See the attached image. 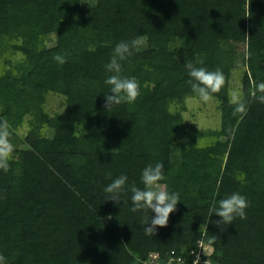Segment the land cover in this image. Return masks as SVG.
<instances>
[{
  "label": "trees",
  "instance_id": "1",
  "mask_svg": "<svg viewBox=\"0 0 264 264\" xmlns=\"http://www.w3.org/2000/svg\"><path fill=\"white\" fill-rule=\"evenodd\" d=\"M141 36L121 62L141 94L107 109L106 65L118 43ZM197 58L225 76L213 94L216 129L183 115L197 97L185 65ZM261 84L264 0H0V121L14 146L0 169L6 264H145L153 252L164 263L172 250L191 259L200 240L214 264H264ZM233 91L245 111H235ZM51 92L65 96L63 112L45 114ZM158 162L160 183L180 202L166 227L146 235L155 213L130 211V187L144 189L142 170ZM120 175L128 179L117 204L104 188ZM232 193L249 201L247 218L218 226L209 210Z\"/></svg>",
  "mask_w": 264,
  "mask_h": 264
},
{
  "label": "clouds",
  "instance_id": "2",
  "mask_svg": "<svg viewBox=\"0 0 264 264\" xmlns=\"http://www.w3.org/2000/svg\"><path fill=\"white\" fill-rule=\"evenodd\" d=\"M145 39L144 36H141L131 42L121 41L115 46L110 62L106 65V70L112 73L105 80V84L110 86L109 93L105 95V107L107 109H110L113 105L125 102L133 103L140 96V84L136 78L121 75V62L131 56L134 50H138ZM248 55L250 56L251 53L249 52ZM55 59L61 64L66 62L60 56L55 57ZM203 64L204 60L197 58L195 63L187 62L185 67L191 77L188 82L191 85L192 92L201 101L208 102L212 99L214 93L221 90L225 83V76L219 68L215 71H209L205 67H197V65ZM260 88L264 90V84H261ZM231 95L236 103L235 111H245L244 104L239 101V93L233 91ZM260 100L264 102V96H261ZM9 127L10 125L6 119L0 121V169L4 171L9 168V161L14 150V146L9 139ZM165 178L164 164L162 162H158L154 166L150 164L142 170L144 189H140L135 185L130 187L133 204L130 211L137 212L141 209H147L155 213L154 217H150V219L145 221V225H148L144 227L146 235H155L157 227H166L170 214L177 210V204L180 202L179 193H169L166 186L160 183ZM127 179L126 175H120L104 188V192L109 194L107 201L110 200L117 204L121 201L120 195L125 190ZM249 206L250 203L245 196L239 193H232L218 202L213 201V207L209 211L210 216L215 214L222 218L216 222L218 226L220 224L229 225L236 217L246 219V209ZM0 264H6V258L3 255H0Z\"/></svg>",
  "mask_w": 264,
  "mask_h": 264
},
{
  "label": "rangeland",
  "instance_id": "3",
  "mask_svg": "<svg viewBox=\"0 0 264 264\" xmlns=\"http://www.w3.org/2000/svg\"><path fill=\"white\" fill-rule=\"evenodd\" d=\"M147 42V40L145 41ZM144 42V43H145ZM230 63L233 60L230 59ZM242 68L239 64L234 70V77L232 79V87L241 88V71ZM187 108L183 112L187 122L197 125L201 129L219 128L221 125V111L219 108V101L212 97L208 102L201 101L198 97H188L185 102ZM66 107L65 96L57 93H49L45 103V114L53 115L57 112H63ZM28 125L22 126L21 134L27 132ZM12 143V142H11Z\"/></svg>",
  "mask_w": 264,
  "mask_h": 264
},
{
  "label": "built area",
  "instance_id": "4",
  "mask_svg": "<svg viewBox=\"0 0 264 264\" xmlns=\"http://www.w3.org/2000/svg\"><path fill=\"white\" fill-rule=\"evenodd\" d=\"M212 252V245L200 240L198 249L191 252V259L187 255L179 256L176 251L172 250L170 256L164 259V263H162L160 254L153 252L145 264H214L211 258Z\"/></svg>",
  "mask_w": 264,
  "mask_h": 264
}]
</instances>
